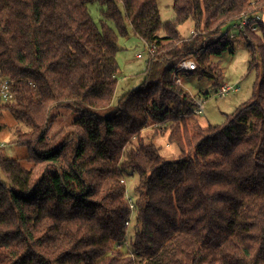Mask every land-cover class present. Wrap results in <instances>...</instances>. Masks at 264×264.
<instances>
[{"label":"trees","instance_id":"16d2710c","mask_svg":"<svg viewBox=\"0 0 264 264\" xmlns=\"http://www.w3.org/2000/svg\"><path fill=\"white\" fill-rule=\"evenodd\" d=\"M95 1L116 27L98 25ZM158 1L0 0V75L15 93L0 106L36 135L27 142L31 167L0 146V264H264V25L242 35L258 78L224 124L181 127L195 102L171 79L195 56L218 84L212 56L235 49L231 29L264 0H174L176 18L165 23ZM189 18L199 33L183 39L178 27ZM126 20L156 45L149 68L161 60L163 75L113 105ZM61 106L78 116L50 136ZM159 124L171 129L177 160L140 136ZM134 173L130 238L126 178Z\"/></svg>","mask_w":264,"mask_h":264},{"label":"rangeland","instance_id":"374dc122","mask_svg":"<svg viewBox=\"0 0 264 264\" xmlns=\"http://www.w3.org/2000/svg\"><path fill=\"white\" fill-rule=\"evenodd\" d=\"M158 3L164 23L176 18L174 0H159ZM89 7L95 21L100 27H102L104 23L116 27L112 21H108L104 17L103 4L95 1L89 3ZM126 23L128 25V33L121 34L119 37V50L117 53L119 73L113 105L118 104L120 98L128 91L139 89L146 80H158L163 75L162 70L164 65L161 60L155 62L152 69L149 68L151 59L149 44L135 33L131 24L129 25L128 20H126ZM178 29L183 39H189L194 34L197 35L199 33L195 32V20L193 18H189L180 24ZM201 29H203V27ZM238 31L239 28L234 26L230 32V34L238 35L237 39L234 41L235 49L233 51L227 49L221 54L212 56L211 62L218 68L214 67L211 69L220 72L218 84H216L214 78L209 75L201 74L199 72L200 69L198 71L183 74L185 86L188 87L192 93L205 97L206 104L201 114H185V112H183L181 117H184L186 120L185 122H181V127L186 124L189 128L194 124H201L203 126L224 124L229 114L233 113L239 105L253 96L255 90L254 85L258 78V71L256 67H251L252 55L250 46L245 37ZM158 33L160 35H166L165 26H163ZM204 41H207L206 38ZM179 46L184 47V44H180ZM139 53H141L142 56H139ZM190 57L196 59L195 56H187L181 60ZM171 79L173 80V74ZM220 83H238V89L232 90L226 95H220L216 93V89ZM186 87H184L185 90ZM205 93H207V96H205ZM2 101L4 102V100ZM53 113H56V115H53L55 120L49 125L50 136L55 134V132L66 124L71 123L78 116L73 109L66 106L53 109ZM103 113L106 112L103 111ZM0 124H2L0 128V141L4 143L1 147H3L2 150H4L5 155L10 158L18 159L27 167L33 166L34 161L29 159L33 151H31L29 144H27V142L31 143V146L35 144L36 135L32 128L26 122L18 119L12 111L3 109L1 106ZM160 126L161 124L158 126H149L141 132L140 136H143L142 139L145 142L157 145L160 152L167 160H177L180 157L181 150L175 142L169 139L171 129L158 130ZM135 141L137 142V138ZM186 146L189 148L188 144H186ZM40 167L41 165L39 168ZM139 182L140 176L137 173L127 176L126 187L127 196L129 198L136 200V188ZM135 225L136 219L134 216L129 226L128 235L130 238L134 234ZM127 241L129 240L127 239ZM126 243L127 242L123 244V248L125 249L128 247Z\"/></svg>","mask_w":264,"mask_h":264},{"label":"built area","instance_id":"2783aa9c","mask_svg":"<svg viewBox=\"0 0 264 264\" xmlns=\"http://www.w3.org/2000/svg\"><path fill=\"white\" fill-rule=\"evenodd\" d=\"M253 3L255 2L253 1ZM260 25H264V5L263 10H261L260 12L255 14H243L237 22V28H239L238 32L241 35H249L250 32L256 31ZM230 35L232 38L238 36L237 34ZM149 48L151 52V58H153L156 53V45L154 43H150ZM139 56H142V54L139 53ZM199 69L200 65L197 59L193 57L185 58L179 62L178 66L173 71V81L177 84L182 85L183 87H186L184 83L185 78L183 74L187 72L198 71ZM12 88V79L5 75H0V98L4 100V102H11L14 100L15 93L13 92ZM237 89L238 83H220L216 89V93L220 95H226L232 90ZM186 90L190 93L192 99L195 102L192 110L193 113H195L196 115L203 113L206 104L205 97L192 93L188 87H186ZM3 144L4 143L0 141V146H2ZM129 203L130 208L132 210V214L130 215L129 220L127 221L128 227L131 225L133 219V211L135 209L134 199L130 198Z\"/></svg>","mask_w":264,"mask_h":264}]
</instances>
